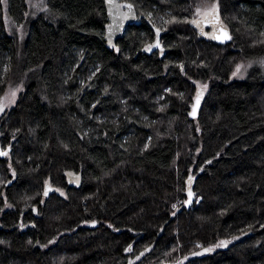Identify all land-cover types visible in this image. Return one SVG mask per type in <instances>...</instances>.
Here are the masks:
<instances>
[{"label": "trees", "instance_id": "16d2710c", "mask_svg": "<svg viewBox=\"0 0 264 264\" xmlns=\"http://www.w3.org/2000/svg\"><path fill=\"white\" fill-rule=\"evenodd\" d=\"M122 1L143 20L112 49L104 0L0 3V101L23 87L0 115V264H264V0ZM207 4L230 45L190 25Z\"/></svg>", "mask_w": 264, "mask_h": 264}, {"label": "water", "instance_id": "95a60500", "mask_svg": "<svg viewBox=\"0 0 264 264\" xmlns=\"http://www.w3.org/2000/svg\"><path fill=\"white\" fill-rule=\"evenodd\" d=\"M104 4H105L106 14L108 18V24L105 27V41H106L108 48L112 49L116 46L117 40L122 39L124 37L129 26H134V25L140 26L141 25L143 16L138 14L135 6L131 2L122 1V0H111L110 2V0H104ZM126 5H132V7L128 8L126 7ZM157 30L159 29L153 27L155 39L151 45L155 44L157 41ZM161 35H162V31L159 30L158 39L160 43V48L153 47L151 51L159 49L162 52L161 57H163L166 54V51L161 43ZM227 35L231 37L230 33ZM231 41H232V37L231 39H225L220 44L226 45L227 43ZM151 51H148V52L151 53ZM199 104H200V100H199ZM199 104L196 107L195 116H193L192 113L190 115L192 119L196 118L198 115ZM195 105H196V101H195ZM192 112H193V109H192ZM0 151L7 152V155H8L11 151V148L7 147L3 150L0 147ZM7 155H0V157L5 158ZM65 177H66L68 188H77L80 185V180H81L80 174L68 172L66 173ZM77 177L79 178L78 180H77ZM49 188L53 190L52 187L47 185L45 188V191H47L48 194L46 196H48L49 193L51 192V190L49 191ZM189 188L191 189V192H192L191 198L189 197ZM186 196H187V200L185 202V207L187 209H190L196 197L194 190H193V180L192 179H191V182H189V179L187 180ZM189 199L191 200V202L187 203Z\"/></svg>", "mask_w": 264, "mask_h": 264}, {"label": "rangeland", "instance_id": "374dc122", "mask_svg": "<svg viewBox=\"0 0 264 264\" xmlns=\"http://www.w3.org/2000/svg\"><path fill=\"white\" fill-rule=\"evenodd\" d=\"M29 1H31V0H29ZM32 5H33V0H32ZM193 6L192 7H189V9L187 10V12L191 14V17H192V13L195 10H198V12L202 13V12L208 11V10L216 7L213 4L202 5V6L199 7V9H196ZM167 13H169V11ZM171 14H173V13H171ZM186 16H188V15L186 14ZM191 17H190V19H191ZM7 26H8V28L10 27L8 24H7ZM18 31L21 32L22 31V28L19 27L18 28ZM23 33H24V26H23ZM154 38H155V36H154ZM153 41L151 43H148L145 46L144 49L146 50V48L149 45H151L153 43ZM250 64L251 63L250 62H247V61H245V62L244 61H240L237 64H235V66L233 67V70H232L231 74L229 75V81H236V80H242V79H244L245 73H246L247 69L249 68ZM253 64H254V62H252L251 65H253ZM260 64L262 66H264V59L261 60ZM237 68L240 69L239 72H237ZM86 78H87V80H86ZM90 80H91V75L90 76H87V77H80L79 76V78H78V84L79 85H83V86L84 85L87 86V85H89ZM195 87H196V89H195V96H194V99H193V103L191 105L190 115L192 113L193 106L195 105V101H196L197 95L200 94V93H202L201 98H200V104H199V107H200L201 106V103H202V100H203L205 94L207 93V91L209 89L207 87V85H205L203 83H200V82H196L195 83ZM22 90H23V87H21V86L19 88H17V89H8L7 90L6 94L2 97V99L0 101V104H3L4 105V109H3V111H0V115H2L4 112H6L7 110H9L10 108H12L15 105V103H16V101L18 99V96L22 92ZM13 92L15 93V96H12V93ZM1 127H2V124L0 123V132H1ZM0 138H1V134H0ZM8 158H10V156H8ZM10 172H11V177H12L13 174H14L13 173V170L10 169ZM1 176H0V179H1ZM10 182H11V180H6L5 185H9ZM52 188H54V187H52ZM2 189L0 190V193L2 192ZM54 189H56V188H54ZM60 191H61V193H63L62 190H60Z\"/></svg>", "mask_w": 264, "mask_h": 264}, {"label": "flooded vegetation", "instance_id": "af4514ba", "mask_svg": "<svg viewBox=\"0 0 264 264\" xmlns=\"http://www.w3.org/2000/svg\"><path fill=\"white\" fill-rule=\"evenodd\" d=\"M214 5L216 6V4ZM193 21H195V23H193ZM190 25L196 31L197 35H199L201 38H204L208 41H212L217 44H220L222 41L226 39L225 33L229 34L228 33L229 30L226 28L224 23L221 22L220 20V15H219V11L217 7L212 8L202 13L198 12V10H195L192 13V17L190 19ZM231 43L232 42H229L226 45H230ZM151 53L159 54L161 56L162 52L159 49H156V50L151 51ZM1 148L3 149V147ZM52 193H60L63 195V193H61V191L57 188L56 189L53 188V190H51L49 195Z\"/></svg>", "mask_w": 264, "mask_h": 264}, {"label": "snow or ice", "instance_id": "6c2138e0", "mask_svg": "<svg viewBox=\"0 0 264 264\" xmlns=\"http://www.w3.org/2000/svg\"><path fill=\"white\" fill-rule=\"evenodd\" d=\"M5 2H6V0H0V3H5ZM110 2H111V0H110ZM126 7L131 8L132 5H126ZM193 23H195V21H193ZM158 37H159V30H157V41H156V43L153 44V45H149V46L146 48V51H151V49H152L153 47L160 48V43H159V39H158ZM225 38H226V39H231V37L228 36L227 33H225ZM239 70H240V69L237 68V72H239ZM205 87H206V86H205ZM201 95H202V93L198 94L197 97H196V105L193 106V112H192V115H193V116H195L196 107H197L198 104H199V100H200V98H201ZM12 96H15V93H14V92L12 93ZM3 109H4V105H3V104H0V111H3ZM0 155H7V152L0 151ZM78 179H79V178L77 177V180H78ZM191 179H192V178L190 177V178H189V182H191ZM50 190H51V189L49 188V191H50ZM47 194H48V192L45 191L44 195L46 196ZM191 196H192V192H191V189L189 188V197L191 198ZM190 202H191V200L189 199V201H187V203H190ZM227 243H228V241H221L220 244L217 245V247H220V246H226ZM128 250L131 251V248H129ZM211 250H212L211 248L205 249V251H211Z\"/></svg>", "mask_w": 264, "mask_h": 264}]
</instances>
